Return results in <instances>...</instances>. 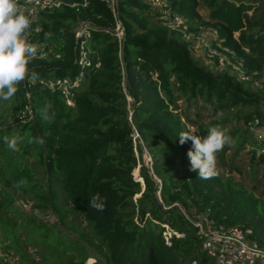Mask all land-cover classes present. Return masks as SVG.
<instances>
[{
    "label": "trees",
    "instance_id": "trees-1",
    "mask_svg": "<svg viewBox=\"0 0 264 264\" xmlns=\"http://www.w3.org/2000/svg\"><path fill=\"white\" fill-rule=\"evenodd\" d=\"M165 1L189 31L215 30L248 72L263 75L264 7L255 14L253 4L244 0H203L209 9L204 19L199 0ZM59 2L29 17L28 42L46 50L45 57L29 62L38 78L26 79L10 100H0L2 235L14 242L15 228L26 225L14 223L5 211L14 209L9 188L38 209L51 210L66 227L83 229L80 235L107 264H211L182 209L208 211L219 223L250 229L264 248V200L219 170L215 178H198L189 170L192 142L179 143V132L188 126L198 128L201 137L219 126L233 141L220 157L247 146L264 171V154L249 148V124L264 120V80L252 86L228 69L214 73L193 56V44L164 25L160 13L142 0H117L116 18L103 0ZM81 24L83 33L76 36ZM37 26L41 29L33 31ZM82 51L88 56L83 65ZM62 78L77 80L70 89L72 105L61 89L46 86V80ZM177 100L187 102V108L199 102L208 120L185 121L175 111ZM46 105L50 122L42 119ZM133 127L139 133L135 143ZM6 136L22 138L19 151L7 148ZM37 137L44 143H36ZM143 148L150 167L143 162ZM137 165L143 184L132 175ZM96 193L106 197L103 212L89 207ZM138 194L136 209L129 211ZM71 215L82 216L85 227L66 222ZM34 226L29 235L44 246L46 262L85 264L83 245L63 241L51 226Z\"/></svg>",
    "mask_w": 264,
    "mask_h": 264
},
{
    "label": "rangeland",
    "instance_id": "rangeland-1",
    "mask_svg": "<svg viewBox=\"0 0 264 264\" xmlns=\"http://www.w3.org/2000/svg\"><path fill=\"white\" fill-rule=\"evenodd\" d=\"M142 1L156 9L160 13L162 19L165 17L169 20L173 19V14L169 12V10H167L165 7V0ZM244 1L251 2L253 4L255 14H257L261 10V8L264 7V0ZM199 2L200 7L198 8V11L201 16L206 19L209 9L203 4V0H199ZM20 11H24V9H21ZM251 12L252 10L248 13L250 14ZM179 19L181 21L185 20L181 16H179ZM30 31L31 30L29 28L28 34L26 35L27 39L31 37ZM196 34L200 35L201 37H205L206 39L210 38L212 35L211 30L207 28L200 29ZM37 49V54L43 53L42 57L46 56V50L44 51L43 46H37ZM191 52L195 58L199 59L205 67L211 69V71H213L214 73H217L220 70L218 67H216V64L213 61H210L206 57L203 46L193 44V46H191ZM261 109L263 110L264 106H262ZM175 111L181 116L182 119H185V121H187L188 119L190 121H197L199 118L201 119V121L208 120L207 117L209 113L207 110H204L200 107L199 102L196 104H192L187 108V102H185L184 100H177V108L175 109ZM249 139L251 141L249 148H253L255 150V153L258 154L263 145L255 141L251 133L249 134ZM135 155H137V152H135ZM142 156L144 164L150 167L151 162L150 160H148L150 157L148 156L145 148H143ZM30 164L33 165V169L36 173L35 175L40 176L39 173L41 172V168L37 166L34 158L30 159ZM262 166L263 164H254L251 159V153L249 152L247 146H245V149L243 151H240L237 154H233V148L225 151L223 157H220V152L217 153V168L220 173H222L225 177H230L237 185H240L244 189L253 192L255 196L260 197L264 200V171L262 170ZM136 169V172L135 170H133L132 175L135 180L140 181V177L138 178L139 165H137ZM140 183L143 184V182L141 181ZM6 189H8V191H11L14 196V209L7 208L5 210L7 211V215L13 218L14 223L20 224L24 222L26 225L24 227L15 228V231L17 233V240L14 242L12 240L9 241L8 239H6L2 235V231H4V229H0V264H52L45 261L44 246L39 245V241L35 239V236L29 235V233L36 229L34 225L38 224L43 228H45L46 225L53 227L54 229L52 230H55L56 235L59 236L63 241H72L83 245L86 254L85 264H107L103 257L98 252H96L80 235V230L83 229H71L66 227L64 224L60 223L59 218L51 210L38 209L33 200L25 199L9 188ZM138 196L139 194L134 196L129 211L136 209ZM131 218H135V214H133ZM66 222L76 224L77 228H84L86 224V222L80 215L68 216L66 218ZM7 233H9V231H6V234ZM73 258L77 260L78 256L74 255Z\"/></svg>",
    "mask_w": 264,
    "mask_h": 264
},
{
    "label": "built area",
    "instance_id": "built-area-1",
    "mask_svg": "<svg viewBox=\"0 0 264 264\" xmlns=\"http://www.w3.org/2000/svg\"><path fill=\"white\" fill-rule=\"evenodd\" d=\"M103 1L112 9L113 15L116 18L117 0ZM59 3L60 2L56 0H18L20 10L24 9V11L21 12L31 18H35L40 10L58 6ZM173 16L172 20H169L166 17L163 18V24L180 32L184 39L191 44L203 46L206 57L210 61H213L216 64V67L220 70L228 69L230 73L234 74L241 81L251 82L252 86L261 85V82L264 80V71L262 76H259L258 71L248 72L243 67L242 61L237 59L236 51L223 44L222 41L217 38L215 30H211V37L206 39L205 37H201L200 35L189 31L183 21L179 19V15L173 14ZM118 24L115 30L117 37L120 39L122 36V29L119 28ZM82 28L83 25L81 24L76 32V36L83 33ZM40 29L41 28L37 26L33 31L38 32ZM26 32H28V30H26ZM85 35L88 36L89 33H86ZM80 49H83L82 45L80 46ZM245 51L247 52L248 49L245 48ZM42 56L43 53H40L35 57ZM87 62L88 56L82 51L79 63L83 65ZM72 83L77 84V80H75V82H71L69 78H62L56 81L51 79L46 80L47 87L53 88L56 86L62 90L68 105H72L73 103L70 98ZM249 131L255 141L263 145L259 153L264 154V120L254 118L249 124ZM132 135L135 143L136 140L139 139V133L135 127H133ZM148 160H150V158ZM140 181L143 182L141 178ZM181 211L185 219L194 228L195 236L200 243L201 250L204 251L207 257L211 260V264H264V248L261 247L256 239L251 236L250 229H243L239 226H230L219 223L209 216L208 211H195L191 213H188L183 209ZM176 236L181 237L183 234H176ZM166 243L170 245L169 241Z\"/></svg>",
    "mask_w": 264,
    "mask_h": 264
},
{
    "label": "clouds",
    "instance_id": "clouds-1",
    "mask_svg": "<svg viewBox=\"0 0 264 264\" xmlns=\"http://www.w3.org/2000/svg\"><path fill=\"white\" fill-rule=\"evenodd\" d=\"M31 23L30 18L20 11L18 0H0V100H10L18 90L17 85L26 79L38 78L35 71L29 69L30 59L38 51L37 46L27 40L26 30ZM49 107L50 105L45 106L42 119L50 122ZM198 132V128L188 126L186 131L179 132V143L183 145L188 141L192 142V147L187 152L189 170L197 173L200 179H212L219 175L217 153L233 141L226 134L227 130L219 126L208 128L207 135L203 137ZM21 140L19 136L4 138L7 148L12 151L20 150L18 144ZM35 142L43 144L44 139L37 137ZM88 204L90 208L103 212L106 197L96 193L90 197Z\"/></svg>",
    "mask_w": 264,
    "mask_h": 264
},
{
    "label": "water",
    "instance_id": "water-1",
    "mask_svg": "<svg viewBox=\"0 0 264 264\" xmlns=\"http://www.w3.org/2000/svg\"><path fill=\"white\" fill-rule=\"evenodd\" d=\"M151 160V159H150ZM142 179V178H141ZM143 181V180H142Z\"/></svg>",
    "mask_w": 264,
    "mask_h": 264
}]
</instances>
